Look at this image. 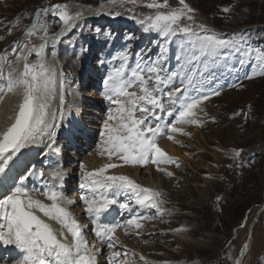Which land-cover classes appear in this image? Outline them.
<instances>
[{
	"label": "snow or ice",
	"instance_id": "obj_1",
	"mask_svg": "<svg viewBox=\"0 0 264 264\" xmlns=\"http://www.w3.org/2000/svg\"><path fill=\"white\" fill-rule=\"evenodd\" d=\"M131 2L135 3V0ZM178 4L179 7L163 12L159 9L169 7L167 0L164 3H148L146 7L157 11L154 16H147L139 23L146 25V30L155 31L165 39L180 37L183 40V55L177 57L178 61L183 60L179 71H166V57L161 54L155 61L138 62L131 76L125 77L124 68L120 67L104 80V94L111 106L99 133V154L107 155L109 161L115 158L128 165L144 166L151 162L157 166H179L177 161L168 157L157 145V139L165 133L169 140L174 138L172 134H186L177 124L202 123L197 119L195 110L201 100L208 96L192 95L201 93L200 80L204 73L198 65L206 66L207 62L215 63L220 59L227 61L232 56H239L240 63L243 64L244 57L252 55L247 51L248 45L242 34L234 33L231 38H219L215 34L207 33L202 24L182 23L184 20L193 21V9L185 0H178ZM223 11L227 12L228 9ZM41 12L45 16L49 12L56 16L62 22V31L65 32L75 27L74 21L79 17V13L70 15L62 4L52 5L50 9H40L34 17L35 23L27 29L25 35L32 37L37 30L43 31L44 36L41 39L44 42L32 47H28L26 43H14L0 55V80L6 79V85L0 87V93L6 88L8 92L20 97L12 122L6 130L0 132V173H4L9 162L43 132L46 117L49 115V100L53 90L50 69L43 59L34 64L27 61L29 54L40 56L49 39L53 42L59 41L61 33H55L51 38L47 36V27L40 25L38 19ZM8 34L11 35V28ZM9 52L17 63L24 61L22 71L11 65ZM261 52L264 53V50ZM124 59H127V54ZM257 59L264 61V55H258ZM5 66L9 68L6 74L3 71ZM177 79L181 87L176 86ZM63 87L62 81L61 89ZM211 94L219 95V91ZM60 104H65L63 94L60 96ZM173 115L174 123H161L166 117ZM51 135L54 137L55 132ZM241 153L242 150H237L235 155L239 157ZM118 166L109 162L93 171H84V165H80L79 187L86 193L80 196V200L94 225V235L110 250L115 248L114 233L118 228L123 226L140 230L142 225L139 221L144 217L141 214L133 215L123 225L101 223L102 214L117 203L115 199L109 198L108 192H123L142 209H154L157 214L162 211V201L158 199L161 193L142 187L124 175H106L108 169ZM158 170L163 171L159 168ZM166 174L173 175L171 172ZM33 175L44 177L45 173L30 172L28 176L21 174L10 192L0 195V243L14 246L19 264H98L97 256L103 249L89 245L78 221L67 209V205L73 202L66 200L55 190V181L61 180L62 173H49L51 180L46 181V187L50 184L53 190L44 191L43 195L51 201L50 204L34 199L27 189L25 181ZM119 207L132 210L129 203H120ZM36 210L48 220L57 222L60 230L57 231L38 216ZM65 229L71 236L70 242ZM120 258L121 253L113 250L108 264H115ZM140 259L144 258L141 256Z\"/></svg>",
	"mask_w": 264,
	"mask_h": 264
},
{
	"label": "rangeland",
	"instance_id": "obj_2",
	"mask_svg": "<svg viewBox=\"0 0 264 264\" xmlns=\"http://www.w3.org/2000/svg\"><path fill=\"white\" fill-rule=\"evenodd\" d=\"M152 2L164 3V0H135V3L130 0L128 2L121 0L115 2L113 0H3L1 2L0 0V21L2 26L10 24L11 19L15 18L24 26L34 20L38 10L50 9L56 4L64 5L70 15L79 13L78 18L81 19H83L82 15L100 14L113 17L131 14L129 16L143 20L147 16L155 15L157 9L146 7ZM167 2L169 7L159 11L167 12L179 7L178 0H167ZM185 3L193 9L191 13L193 21L184 20L182 23L202 24L205 30L225 33L227 38H231L234 33L242 34L248 48H253L256 56L264 55L261 52L264 50L262 25L251 23L255 19L264 20V0H185ZM225 8L228 9L227 12L223 11ZM41 14L42 18H45V14L43 12ZM47 17L49 20L53 18L54 23L63 26L62 22L50 12ZM10 28L11 35L8 34ZM10 28L0 27V48L2 47L0 55L4 54L6 47L11 46L3 47L5 44L21 36L24 37L23 42L27 40L26 28L21 30L17 24H13ZM83 28L84 25H81L77 30ZM116 30L117 35L108 46L115 51L125 48L121 56L129 52L130 59L138 60L144 57L156 60L161 54L173 55L181 52L182 39L178 38L170 43L159 40L154 35L140 38L139 33L127 32L122 26H118ZM253 39L257 46H252L249 42ZM73 51L78 52L76 49ZM234 60H219L214 68L207 71L203 64L198 67L207 74L228 72L230 68L238 65V59ZM262 68L264 61L260 60L254 80L244 82L236 89H225L220 96L203 107L202 116L207 119L204 121V128L193 131V134L189 133L183 144L185 148L182 149L181 156L186 159L181 160L184 171L179 172L178 180L179 178L180 180L164 183L159 179L156 183L154 181L156 187L162 188L164 195L170 198L167 206L168 222L162 221L166 225L159 224L164 218L162 214H156L152 219L151 224H154L160 233L153 231L155 237H151L150 245L146 246L147 250H150L148 255L158 256L159 259L169 258L173 264L182 263V259L188 260L187 264H236L237 261L238 264H264V74ZM171 70L176 71L175 67ZM212 82L214 81H208L207 84ZM90 117V124L97 126L98 130L97 137L87 148L85 156H95V160L104 164L108 162V158L107 155L99 154V133L107 118V109L97 110ZM237 150H242L239 157L235 155ZM42 165H39L36 173L41 172L44 168ZM135 167L136 165L125 164L120 170L128 171L131 176L134 174L131 168ZM145 169L146 166L142 168L141 174L138 172L139 177L141 175L149 177ZM110 172H115V168ZM156 174L157 172L153 173L155 180ZM212 175L224 177V180L213 181ZM36 178L38 176H31L28 185L33 187ZM141 186L147 187L148 183L142 181ZM170 209L173 215L169 212ZM172 219L173 224L179 225L180 228H168L167 224H171ZM165 233L169 235L166 236ZM175 233L178 234L177 237ZM249 236L255 240L254 245L251 244L242 261L239 262ZM212 246L215 249L211 250ZM102 254L105 259L108 257L107 250Z\"/></svg>",
	"mask_w": 264,
	"mask_h": 264
},
{
	"label": "bare ground",
	"instance_id": "obj_3",
	"mask_svg": "<svg viewBox=\"0 0 264 264\" xmlns=\"http://www.w3.org/2000/svg\"><path fill=\"white\" fill-rule=\"evenodd\" d=\"M88 18H90V17H88ZM80 19L81 18H78L74 22H78ZM62 30L63 29H60L56 33H61V36H63L65 34V31H62ZM15 98H16V95H14V96L10 95L8 98H6V99H4L2 101L3 103H2V105L0 107V132L6 130L7 126H9L10 123L12 122V118H14V114H15V110H16V106H17V104L14 103L15 102L14 101ZM50 117H51V114H49L47 116L48 119ZM231 121H233V120H230V122ZM48 122H49V120H48ZM77 123L80 125L81 130L80 131H76V134H80L81 133V134L87 136V133L85 132V129H89L90 126L86 125L80 118L77 119ZM47 125H48V123H46V126ZM66 133H67V136L69 137V139H71V141H67V144L70 146V148H72V143H73V140H74V139H72V123H70L69 126H66ZM42 134H43V132L36 138V140L33 143H31L29 145H26L20 151V153H18L14 157L13 161L9 162L8 166L6 167V169L10 170V176H12V178L15 175H17L18 173L22 172V169H20V168L23 166V164L30 165V163L33 162L36 158H38L40 156V153H42L47 148V146H46V148L43 149L45 141L41 137ZM81 144H83V143H81ZM68 149H69V147L67 146L66 150H68ZM78 150H79V148H76V151H78ZM165 150L169 154L178 156L179 159H182V160L186 159V157L181 156V152L179 150L173 148V146L171 144V141H169L167 143V145L165 146ZM47 151H45V152H47ZM66 153L67 154H71L69 151L66 152ZM77 154L79 155L80 153L78 152ZM57 156L59 157V159H62V157H64L65 155H62V154L58 153ZM57 160L58 159H55L52 164H53V166H57L56 170H54V171L61 172L62 173V178H61V180H59L60 183H59L58 187L55 188V190L59 191L62 195L63 194L66 195L67 192L64 190V184L70 182V180H68V178H70V177H73V178L75 177L76 178V174H77L79 168H77L75 166L72 169H68L67 171H64V169H60L59 170V168H58L59 165L56 164ZM78 160L79 159H77V161ZM65 161H69V160L66 159ZM93 170H95V169H93ZM93 170H91V171H93ZM52 171L53 170H47V172H48V175L46 176V180L47 181L51 180V177H50L49 173H51ZM151 171H152L151 168L147 169V174H149V177H146L145 175H141V177H139V175H137L138 172H134L133 175L135 176V178L137 180H139L141 182L142 181L147 182L148 186H153L154 181H155V183L157 182V177H156V180H155L153 178V175H151V173H150ZM173 173L179 174L177 169L174 170ZM6 176L7 175H6L5 172L4 173H0V181H1V179L3 177H6ZM67 176H68V178H66ZM171 177H174V175H172V176L163 175L161 177V181L164 183L166 180H168ZM181 177H183V176H181ZM211 179L213 181H218V180L223 181L224 177L219 178L216 175H212ZM179 180H180V178H179ZM51 190H53L52 187H48V186L44 187V191H51ZM8 192H10L9 188L0 186V195H3V194L8 193ZM210 192L212 193V191H210ZM41 196H42V191H40L39 189L36 190L34 194H32V197L34 199H38V200H40L41 202H43L45 204H50L51 203V201L47 200L46 197L42 198ZM69 199L72 201V195H71V197H69ZM74 207H75V203L67 205L68 211L78 221V223H80V222L86 223V221H89V226H87L86 224L82 225L83 234L87 238V236L89 234L91 235L93 233L92 229H93L94 225L92 224L91 219L87 215V213L84 210V208L80 209V208H74ZM113 208H114V206H113ZM73 209H74V213H73ZM36 214L38 216H40L42 219H45V221L48 222L49 224H51L54 229H56L57 231L60 230V225L57 222L52 221V220H48L38 210H36ZM114 214H116V209L115 208H114L113 212L110 213L108 216H106L105 214H102V216L100 218V222L101 223H109V224H111V223H120L121 225H123L120 222L119 216L114 217ZM146 225L147 224L145 223L144 227H146ZM65 233L67 234L66 229H65ZM67 235H68V240L70 242L71 241V236H70V234H67ZM125 235L126 236H132V238H136V239L139 238V242H141V243L150 244V242H151L149 240L148 236H145L143 233L138 234L137 232H133L130 229L126 232ZM126 240H128V239H126ZM254 241L255 240L253 239V237L249 236V240L245 244L244 250H246V249L248 250L250 248L251 244L254 245ZM91 242H95L94 245H95L96 248H101L102 247V243H100L99 240H96L94 237H91ZM258 245H259V241H258ZM2 248L5 249V252L7 253V255H6V257H4L3 261H0V264H19V261L17 259V250L14 248V246H7V245H3L2 243H0V255L3 253V251L1 250ZM123 249H126V248L124 247ZM213 249H215V248L212 246L211 250H213ZM128 250L129 249H127V254L125 256V264H146L145 263L146 261L144 259L141 260L140 257L138 255H136V254H131V258H130V255H128ZM136 250H140L139 246L136 248ZM141 251L146 252L147 250L146 249H144V250L141 249ZM97 259H98V256H97ZM197 259H198V257H197ZM161 260H162V263H160V264H172V262H170L169 258L162 257ZM237 262H236V264H238ZM181 264H186V263L183 262Z\"/></svg>",
	"mask_w": 264,
	"mask_h": 264
},
{
	"label": "trees",
	"instance_id": "obj_4",
	"mask_svg": "<svg viewBox=\"0 0 264 264\" xmlns=\"http://www.w3.org/2000/svg\"><path fill=\"white\" fill-rule=\"evenodd\" d=\"M255 20H257V19H255ZM252 21H254V20H252ZM261 21H264V20H261ZM264 28V27H263Z\"/></svg>",
	"mask_w": 264,
	"mask_h": 264
}]
</instances>
